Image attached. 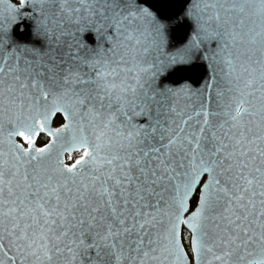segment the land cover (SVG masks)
<instances>
[{
	"label": "snow or ice",
	"instance_id": "6c2138e0",
	"mask_svg": "<svg viewBox=\"0 0 264 264\" xmlns=\"http://www.w3.org/2000/svg\"><path fill=\"white\" fill-rule=\"evenodd\" d=\"M0 4V264H264V0Z\"/></svg>",
	"mask_w": 264,
	"mask_h": 264
},
{
	"label": "water",
	"instance_id": "95a60500",
	"mask_svg": "<svg viewBox=\"0 0 264 264\" xmlns=\"http://www.w3.org/2000/svg\"><path fill=\"white\" fill-rule=\"evenodd\" d=\"M154 5V10L159 16L165 17L163 23L167 26L168 43L165 51L173 53L183 47L187 42L190 29L183 19L177 18L182 12L180 5L184 0H149ZM5 5L0 4V12H4ZM7 15V13H4ZM27 36V32L23 33ZM209 70L206 63L193 56L187 63L174 65L167 75V85L173 88L187 87L192 92H197L203 88L208 78ZM61 264L66 262L61 261ZM74 264H85V260L77 257Z\"/></svg>",
	"mask_w": 264,
	"mask_h": 264
},
{
	"label": "trees",
	"instance_id": "16d2710c",
	"mask_svg": "<svg viewBox=\"0 0 264 264\" xmlns=\"http://www.w3.org/2000/svg\"><path fill=\"white\" fill-rule=\"evenodd\" d=\"M39 143H42V142H39Z\"/></svg>",
	"mask_w": 264,
	"mask_h": 264
}]
</instances>
